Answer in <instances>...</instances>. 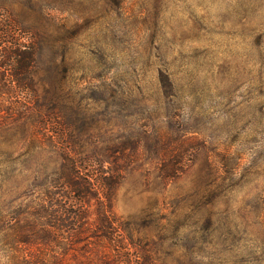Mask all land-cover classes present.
<instances>
[{"label": "rangeland", "instance_id": "obj_1", "mask_svg": "<svg viewBox=\"0 0 264 264\" xmlns=\"http://www.w3.org/2000/svg\"><path fill=\"white\" fill-rule=\"evenodd\" d=\"M0 22V264H128V238L156 264H264V0H0ZM65 152L122 168V249L8 239L57 208L42 191Z\"/></svg>", "mask_w": 264, "mask_h": 264}, {"label": "trees", "instance_id": "obj_2", "mask_svg": "<svg viewBox=\"0 0 264 264\" xmlns=\"http://www.w3.org/2000/svg\"><path fill=\"white\" fill-rule=\"evenodd\" d=\"M12 47H14V51L10 52L9 57L13 58V72L20 74L24 71L31 76L33 73V63L35 62V44L32 35H30L26 45L14 41ZM114 147V145H111V149ZM82 161L81 159L73 160L72 157L68 156L67 152L62 154L61 168L54 174L57 177H50L45 181L42 191L46 197L43 203L49 199V202L50 200L52 202L50 206L55 205L57 208L53 209V213H50L47 212V209L41 207L38 216L29 218L30 220L21 222L18 225L16 224V233L9 228L10 231L7 237L12 240L13 245L46 244L47 242L57 240L55 234L61 230L63 233H66V236H63L66 242L72 240L73 235L89 234L88 237L92 241H88V243L95 249H102L104 247L99 243L100 241L111 243L112 250L119 247L122 249L120 244L128 237L124 233L122 234L124 229L120 223L115 221L111 212L115 189L119 182L118 174H120L122 168L114 166L110 175L100 176L97 172L93 171L94 169L89 172L85 168V165H82ZM104 161V159L98 160V163L102 164ZM115 162L116 159H112V163L115 164ZM174 173H171V175H174ZM169 174L167 173V175ZM61 198L68 199L67 207L58 203ZM93 201L94 208L91 207ZM46 215L52 216L53 220L51 222L48 220V223L42 222L41 224L35 222L36 219L43 220L46 218ZM89 218L92 219L90 223L87 222ZM42 226L47 229H42ZM60 235L63 234L61 233ZM80 241H84V239L76 240V242ZM127 241L129 245L135 247L134 249L137 251H135L137 254L134 255V258L129 257L127 259L120 254L118 258L122 259V263L124 261L128 264H156L155 259L147 249H141V247H144L133 241L132 238H128ZM89 250L86 248L84 252ZM109 256L107 254H100L99 258L105 260L110 258ZM113 256L111 255V261L108 259V261H102L100 264H113ZM31 263L35 264L33 258Z\"/></svg>", "mask_w": 264, "mask_h": 264}]
</instances>
